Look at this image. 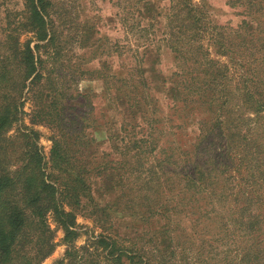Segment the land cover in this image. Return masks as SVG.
I'll use <instances>...</instances> for the list:
<instances>
[{"label":"trees","instance_id":"1","mask_svg":"<svg viewBox=\"0 0 264 264\" xmlns=\"http://www.w3.org/2000/svg\"><path fill=\"white\" fill-rule=\"evenodd\" d=\"M25 1L26 25L31 30L42 27V0ZM244 2L245 37L240 45L253 44L247 39L258 32L261 36L253 40L263 52L264 0ZM186 11L193 26L178 31L206 32L202 17L191 7ZM18 44L19 38L13 36L0 41V264H40L55 247L48 215L70 244L78 235L73 230L78 214L93 217L95 224L106 228L120 226L121 220L130 224L125 236L133 246L146 244L152 251L141 254L134 249L129 264H264V127L254 134L225 133L216 122L207 132L200 131L197 144L178 148L181 163H177L166 149L153 154L157 148L152 132H136L126 116L135 119L147 104L127 81L116 79L102 83L114 89L108 106L123 113L127 127L122 125L113 134L107 130L96 145L93 131L85 130L87 120L66 116L83 104L77 98L87 102L88 94L67 90L58 72L57 79H46V89H33L43 75L28 43L23 49ZM85 73L79 69L73 84ZM259 83L252 87L257 100L247 83L240 92L244 104L257 115L264 111V80ZM189 88L173 84L168 98L186 102L189 92L204 91L201 84ZM25 89L37 104L32 124L53 129L49 168L43 163L34 130L19 131L18 127L14 136H7L18 121ZM208 98L194 97L193 103L205 106ZM219 101L230 104L226 96ZM102 143L108 145V153L100 151ZM112 156L116 160H109ZM233 164L244 168L248 178L237 181L228 174ZM236 183L244 185L238 192ZM102 243L115 255L114 242ZM123 257L125 252L119 251L114 262L124 264Z\"/></svg>","mask_w":264,"mask_h":264},{"label":"rangeland","instance_id":"2","mask_svg":"<svg viewBox=\"0 0 264 264\" xmlns=\"http://www.w3.org/2000/svg\"><path fill=\"white\" fill-rule=\"evenodd\" d=\"M42 2L44 24L31 30L25 22V0H0V41L13 36L19 38L20 49L28 43L33 50L36 66L43 75V80L35 82L33 89L38 86L46 89V79L61 76L67 90L88 94L87 102L78 97L84 105L80 103L77 107L78 101L75 102L77 111L66 112V116L87 120L85 130L93 131L97 140L94 144L104 140L107 130L113 134L122 125V129L127 127L123 113L108 106V96L114 89H106L108 86L103 83L116 79L127 81L136 97L147 104L135 119L126 116L136 126V132H152L157 148L153 154L166 149L177 163H181L178 148L197 144L200 131L207 132L216 122L225 133L254 134L264 127V111L255 114L240 95L247 83L257 100V90L252 87L260 86L259 82L264 80V50L261 52L260 44L253 40L261 35L257 32L252 39H247L253 44L240 45L245 37L244 0ZM189 7L202 17V24L206 23L208 28L206 32L199 30L195 35L192 29L178 31L193 26L186 11ZM79 69L88 73L78 84H73ZM173 84H180L184 90L187 86L193 90L195 85L201 84L204 91L199 95L189 92L185 95L186 102H175L168 98ZM201 95L209 97L205 106L193 103ZM225 96L231 105L219 101ZM36 108L31 93L25 89L19 99L18 121L7 136H14L18 127L19 131L34 130L38 134L36 143L43 163L49 168L53 129L46 124H32V112ZM63 127L69 129L65 123ZM213 133H217V129ZM99 149L108 153L107 144H100ZM116 158L112 156L109 160ZM227 173L237 181L247 176L244 168L236 164L228 167ZM236 185L235 192L244 187L243 183ZM47 225L55 247L40 264H116L114 258L119 251L126 254L121 262L129 264L134 252L152 251L146 244L133 246L130 237L125 236L130 232V224L125 220L119 222L120 226L106 228L95 224L93 217L78 214L73 229L78 235L70 244L64 241L63 231L56 227L50 215ZM102 240L114 242L115 255L110 254L112 250L109 246L105 248Z\"/></svg>","mask_w":264,"mask_h":264}]
</instances>
